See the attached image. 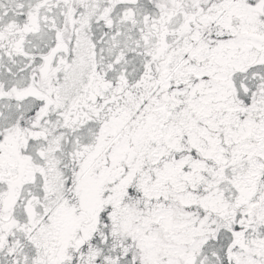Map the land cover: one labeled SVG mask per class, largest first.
Listing matches in <instances>:
<instances>
[{
	"label": "snow or ice",
	"instance_id": "obj_1",
	"mask_svg": "<svg viewBox=\"0 0 264 264\" xmlns=\"http://www.w3.org/2000/svg\"><path fill=\"white\" fill-rule=\"evenodd\" d=\"M0 264H264V0H0Z\"/></svg>",
	"mask_w": 264,
	"mask_h": 264
}]
</instances>
